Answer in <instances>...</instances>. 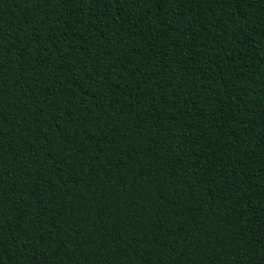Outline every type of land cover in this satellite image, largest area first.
Returning a JSON list of instances; mask_svg holds the SVG:
<instances>
[{
    "label": "trees",
    "instance_id": "1",
    "mask_svg": "<svg viewBox=\"0 0 264 264\" xmlns=\"http://www.w3.org/2000/svg\"><path fill=\"white\" fill-rule=\"evenodd\" d=\"M0 264H264V0H0Z\"/></svg>",
    "mask_w": 264,
    "mask_h": 264
}]
</instances>
